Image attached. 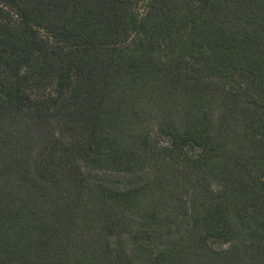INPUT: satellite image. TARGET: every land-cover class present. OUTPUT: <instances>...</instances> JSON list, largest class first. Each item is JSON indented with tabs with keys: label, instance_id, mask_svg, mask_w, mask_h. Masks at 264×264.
<instances>
[{
	"label": "trees",
	"instance_id": "1",
	"mask_svg": "<svg viewBox=\"0 0 264 264\" xmlns=\"http://www.w3.org/2000/svg\"><path fill=\"white\" fill-rule=\"evenodd\" d=\"M0 264H264V0H0Z\"/></svg>",
	"mask_w": 264,
	"mask_h": 264
}]
</instances>
